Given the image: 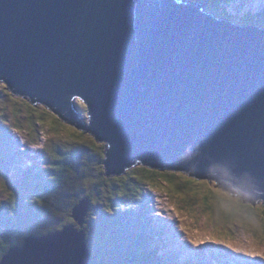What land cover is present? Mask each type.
Wrapping results in <instances>:
<instances>
[{
	"label": "water",
	"instance_id": "obj_1",
	"mask_svg": "<svg viewBox=\"0 0 264 264\" xmlns=\"http://www.w3.org/2000/svg\"><path fill=\"white\" fill-rule=\"evenodd\" d=\"M205 4L0 0V82L75 128L81 99L91 119L84 129L109 142L111 174L138 164L181 171L257 205L264 18L239 25L203 12ZM89 206L74 210L81 227ZM10 263L90 264L91 254L85 234L70 226L26 238L0 262Z\"/></svg>",
	"mask_w": 264,
	"mask_h": 264
},
{
	"label": "rangeland",
	"instance_id": "obj_2",
	"mask_svg": "<svg viewBox=\"0 0 264 264\" xmlns=\"http://www.w3.org/2000/svg\"><path fill=\"white\" fill-rule=\"evenodd\" d=\"M258 2L261 4L259 7ZM218 3L220 2L213 0V4L215 6H217ZM229 6L230 8L227 11L231 16L242 17L248 12L258 13L260 9H264V0H232L230 1ZM226 18H228L227 15ZM9 89L5 83L0 82V105L2 104L6 107L4 111H7L8 113L6 119L10 122V134L13 138L11 139L8 133L5 134L2 131L1 117L0 181H2V183H0V211H4V208L9 205L10 201L9 198H6V196L9 194V190L11 189L13 194L17 191L22 197L39 200V205H37L38 210L37 212L34 210L35 219L32 221L35 231L43 229L48 230L47 228L55 229L59 224L64 222L66 223L65 225H71L74 221H72L70 217L71 208L69 207L83 198L78 204V206H80L81 203L86 202L84 196L93 192V184L90 183L95 182L92 175L97 173V171L93 169L96 167L93 162L86 164L84 161L86 154L77 152L79 164L77 168L78 172L76 171L75 178H80V181H83L84 183L77 184L75 187L76 189H71L66 183H61L59 186L60 188L58 187V189H56V195L52 194L45 187L40 188V192L35 191V189L38 188V185L36 184L37 179L32 176L31 172L33 171L38 174L43 172L46 178L50 179L51 175L57 174L56 167L60 166L54 163V159H51L50 156L52 151L57 150L58 147L64 148V156L66 158H71L74 155L71 151L75 150L70 149V146L73 144L74 147L77 148V144H79V140L77 138L80 137L84 141L91 138L93 139L90 135L91 132L84 129V127L90 129V115L87 114V111L85 110L86 105L79 99L75 101L77 107H79H75L74 109L75 111L76 109L79 110L82 115L81 118H79L80 126L74 128L71 124L63 123L61 119L56 118L52 113L49 116H44L48 113H44L46 108L42 105L33 106L36 108H33L32 110L21 107L24 105L29 106L28 100L26 98H20L18 95H14ZM8 98L10 99L8 100ZM18 107L23 110V113L28 118L24 116L21 117L26 120V122L29 121V123H24V125H26L25 128L23 130H19V132L15 129V120L18 119L14 118L15 113L18 112ZM33 115L36 117V121H39V123L42 124V127H38L40 132L44 129L46 130V135H41L40 139L33 136L38 132L37 127L33 123H30L32 120L29 119V117L32 118ZM22 118L20 119L22 120ZM36 121L34 120L35 123ZM54 126H59V129H53ZM75 132L77 133V137L73 135ZM82 133H84V135ZM108 143L109 142L107 141L98 142V151L94 150L92 152L95 157H92L93 154H91L90 151L89 155L91 158L97 159L102 147L106 144L108 145ZM97 168L103 171L107 168V166L97 165ZM87 175H90L91 177ZM181 176L187 177L185 174L180 173L169 174L167 176H162L166 180L165 183H149V188L156 192H150L147 188L144 189L147 190L146 194H151L150 199L156 201V203H154V201H147L148 204L151 203V206L153 207H147V216L153 217L154 219L150 220L148 217L145 225L148 224L153 226L157 231L161 229L160 225H164L161 236L157 232H147L144 236L146 241L150 239H153V241L156 242L159 241L158 246L166 244L162 250L167 248L172 257L178 256L180 264H215V262L213 263L215 256L224 260V258L227 257L223 258V256L219 254V249L221 246L226 247L227 243H231L235 248H243L246 251L255 250L258 253H264V201L259 203L257 206L258 210L255 209L250 215L244 214L243 216H233V210L236 209L237 212L241 206L236 203L232 205V201H227V198L218 196L215 191V188L219 189L217 182L199 180L208 182V186L204 187L200 183H189L188 181L181 179ZM19 183L20 186L18 187ZM22 183H25V186ZM220 189L222 188L220 187ZM135 192H137L135 197L138 198V204L141 205V186L140 188H136ZM108 196L109 195L104 196L103 194L101 198L103 199L102 201L99 199L95 200L93 210L90 212L91 222L96 220L98 211L100 212L101 210L99 206L102 205L103 209L102 203L109 200ZM233 197L235 199L239 198L238 195H234ZM134 199L135 198L133 197L132 200ZM241 203L244 204L243 202ZM27 206H29V203L26 204V207ZM31 210L32 209H25V211ZM127 212L130 215L133 213V211L130 210ZM177 213L179 215H177ZM147 216H144L142 219H145ZM138 218L139 217H137V219ZM46 220H50V222H47ZM130 220L131 219L126 218V216L124 217V222L127 225L131 224ZM51 223L52 225L49 227L48 224ZM100 225L102 227L105 226L104 224ZM112 225L113 234H110V238L114 239L116 238L115 233L121 223L116 220L112 223ZM181 226L188 229V232L183 231ZM135 227L136 224L132 227L129 226L127 232L131 229L134 230ZM66 228H69V226ZM124 229V226L120 228V230L126 232ZM93 230L96 238H100V235L104 232L101 228H94ZM189 233L193 239L203 240L204 243L200 245H193L188 240ZM104 235H107L106 231L104 232ZM117 236L121 237L122 243L125 237H131L130 234L127 235L121 232L120 235L117 234ZM159 236L161 239H159ZM141 240H143V236ZM216 240H223L225 241V244H217L215 243ZM75 244L77 245V248L79 247L82 249L81 246H78L79 239L75 241ZM117 245L120 247L118 241ZM53 246L54 244H50L47 247L52 248ZM96 246V252L101 253V242H97L96 240ZM121 247L122 248H120L118 253H114L116 254V261L118 264H128V262L124 260L127 258L125 256V244H123V246L121 245ZM79 251L81 253V250ZM233 252L236 255H239L240 259L244 261L245 264H264V256L257 255L253 257L245 255L244 252ZM126 253L129 254V260L134 263L136 255H133L132 251H128ZM40 254L43 255L42 252ZM229 264H234V262L231 261Z\"/></svg>",
	"mask_w": 264,
	"mask_h": 264
},
{
	"label": "trees",
	"instance_id": "obj_3",
	"mask_svg": "<svg viewBox=\"0 0 264 264\" xmlns=\"http://www.w3.org/2000/svg\"><path fill=\"white\" fill-rule=\"evenodd\" d=\"M190 1H193V2L202 1L204 3H208V4H206L208 7L206 9L213 11V12H216V14L221 13L220 15L223 17H225L227 15L230 19L238 20L242 25H245V26L258 23V19H260L261 17L264 16V13L262 15L248 13V14H244L242 17L231 16V15L227 14V12H226L230 8L229 5L227 6L226 11H225L224 8L220 7L221 3L218 4L219 6H217V8L212 7V5L209 3H212L213 0H189L187 2L191 3ZM219 1L220 0H218V2ZM228 1H230V0H228ZM9 99L10 98H8V100ZM28 103H29V106L24 105L21 107H25L27 109L29 108L30 110H32L33 108H36L33 106H37V105H33L29 100H28ZM86 108L87 107L85 106V110L87 111ZM5 109H6V107H4L1 104L0 105V118L2 117L1 118V120H2L1 127H2V131L5 134L8 133V135L11 137L10 122L6 119L7 118L6 116L8 113H7V111H4ZM15 112H16V109H15ZM44 113L45 114L48 113L47 115H44V116H49L51 114V111L45 109ZM21 116L27 117L23 113V110L18 107V112H16L15 116H14V118L18 119V120H15L16 121L15 129L17 128L19 130H23L26 126V125H24L26 120H24ZM54 116L56 118H58L56 115H54ZM20 118H22V120ZM29 119L32 120V122L30 121V123H33L37 127V129L39 126L42 127L41 126L42 124L39 123V121H36V117L34 115L32 118L29 117ZM34 120L36 121V123L34 122ZM26 123H29V121H27ZM53 129L58 130L59 126H54ZM45 133H46L45 129L41 132L38 129L37 134L33 135V136L35 138L40 139L41 135H46ZM82 134L84 135V133H82ZM73 135L75 137H77L76 132ZM80 136H81V134H80ZM79 138H77L79 140V144H77V148L74 147L73 144H71V146H70V149L75 150V151H71V153L74 154L71 158H66L64 156V153H63V151H65L64 148L58 147L57 150H54L51 152V156H50L51 159H54V163L60 165V166L56 167V172H57L56 175H51V178L48 179V178H46V176L43 172L40 174L35 173V172H31V174H32V176H34V178L37 179L36 184L38 185V187L44 186L52 194L56 195L57 194L56 189H58V187L61 185V183H66L68 185V187L71 189L75 188L77 184L84 183L83 181H80V178L79 179L75 178L76 177V171L78 172L77 168H78V164H79L77 152H82V153L86 154L85 159H84L86 164H90L91 162H93L94 166H96L93 169H95V171H97V173L92 175V178L95 179V182L90 183V184L94 185V189H93L94 195L90 194V195H88V197L91 199V202L93 203L92 205H95L96 199H99L102 201L103 199H101V198H102L103 194H104V196L109 195L108 196L109 200L105 201L104 203L100 202L103 204V209H102V205L99 206L102 211L98 212L97 218L94 222H91L90 215L87 216V223L85 225V229L83 228V231L85 232L86 238L88 241L87 243H88V245L90 247V251H91V263L90 264H118V262L116 261L117 260L116 254H114V253H118L120 251V248H122L121 245L123 246V244H125L126 252L132 251L133 255L134 254L136 255V257L134 256L135 262L133 263V262H131V260H129V254L125 252V256L127 258H125L124 260L127 261L128 264H180V261L178 260V256L172 257L170 255V252L167 253L168 252L167 248H165L164 251L162 250V248H164V246H166V244H164V246H158L159 241L156 242V241H153V239L146 241L144 238V236H145V234H147V232L151 233V231H153V232H157L158 234L161 235L163 232L162 230L164 229V225L163 226L160 225L161 229L159 231H157L153 226H150L148 224L145 225L146 220H148L147 218L149 217V216H147L148 213H146L147 207L153 208L151 206L152 204L151 203L148 204L147 201L151 202L154 200L150 199L151 194H146L147 190H144V189L147 188L150 192H156V191L151 190L149 188V186H148L149 183L150 184L152 182H159V183L164 182L165 183L166 180L162 176H164V175L167 176L169 174H176V173L177 174H179V173L185 174V173L184 172L169 171V170H168V172L167 171L164 172V171H160L158 169H152V168H148L145 166H140V167H134L132 169H129L126 173H121V175L111 176L106 172L107 171L106 168L103 171H101L99 168H97V165H100V166L104 165L105 161L108 158V154L106 152L107 151L106 145L104 147H102L101 152H100L99 156L97 157V159L91 158V156L89 155L90 151H91V154H93L92 152L94 150L98 151V149H97L98 148L97 147L98 141H96V139H94V138L93 139L92 138L87 139L85 141L80 138L82 140L81 141ZM11 139H13V138L11 137ZM87 156H88V158H87ZM92 157H95V155L93 154ZM165 173H167V174H165ZM87 176L91 177L90 175H87ZM186 176L189 177L188 175H186ZM189 178H191V177H189ZM193 179H195V178H193ZM195 180H198V179H195ZM22 184L25 186V183H22ZM19 186H20V183H19L18 187ZM140 186H141V191H142V195H140L141 205L138 204V198L135 197V194L137 193V192H135V189L140 188ZM54 189H55V191H54ZM219 189H220V186H219ZM220 190L222 192H227L229 195L233 196L228 191H225L222 189H220ZM35 191L40 192L41 189L36 188ZM12 194H13V192L10 189L9 194L6 196V198H9V201H10L9 205H7L4 208V211H0V262L2 261V258L10 252V250L12 249L13 246H17V245H20L23 243L25 236L34 235V234L41 235V234H46V233H50V232H57V231L61 232L62 231L61 228H63L64 225L66 224L64 222L63 227H62V224H59L57 226V228H55V229L49 228L46 231H42V233L33 232L32 229H30V228L34 227V225L31 226V224H32L33 219H35V211L37 212V210H38L37 205H39V200H36V199L33 200V199H28V198L22 197L18 194L17 191L15 192V194H13V195ZM96 195H97V197H96ZM133 197L135 198L134 200H132ZM239 200L241 202H243L245 205L243 204V207H240L239 210H237V212H236V209L233 210V213H232L233 216H235V215L243 216L244 214L250 215V214H252V212H254L255 209L258 210V207H255L251 204L245 203V201L243 199H239ZM227 201H229V200H227ZM27 203H29V206L26 207ZM154 203H156V201H154ZM233 204H235V203L232 201V205ZM72 206H73V204L69 207V208H71L70 217H71V214L73 213V209L76 205H74L73 207ZM25 209H32V210L31 211H25ZM128 210L133 211V213H131L132 215H130L127 212ZM125 216H126V218L131 219L130 225H127L124 222ZM144 216H147V217L145 219H142V218H144ZM137 217H139V218L137 219ZM149 218H151L150 220L154 219L153 217H149ZM116 220L118 222H120L121 225L118 227V229L115 233L116 238L112 239V238H110V234H113L112 233L113 232L112 223ZM135 220H137V221H135ZM46 221L50 222V220H46ZM13 224H14V226H13ZM100 224H104L105 226L102 227ZM134 224H136L135 229L134 230L131 229L129 232H127L129 226L132 227V226H134ZM48 225H49V227H51L50 225H52V223L48 224ZM139 225H141L143 227H141ZM96 226L107 232V235H104V233L101 235L102 240L100 242L102 245H104L101 247V249H102L101 253L96 252V249H97V246L95 244L96 237H95V234L93 232L94 231L93 229ZM122 226L125 227L124 230L126 232L120 230V228ZM76 227L79 228L78 224H76ZM107 227H109V228H107ZM79 230H80V228H79ZM120 232L123 234H127V235L130 234L131 237L130 238L125 237L124 241L122 243L121 237L117 236V234L120 235ZM142 236H143V240H141ZM117 241L119 242L120 247H118ZM223 248L225 249V254H226V252L229 255L232 254V252L230 250H228L226 247H223ZM221 253L223 254L222 250H221ZM228 254H226V256ZM235 259L238 260V264H245V262L242 261L241 259H239L237 257ZM235 259H233L234 262H235ZM170 260H172L173 263ZM218 260H219L218 264H229V262H230V260L225 261L226 263L221 261L220 259H218Z\"/></svg>",
	"mask_w": 264,
	"mask_h": 264
},
{
	"label": "clouds",
	"instance_id": "obj_4",
	"mask_svg": "<svg viewBox=\"0 0 264 264\" xmlns=\"http://www.w3.org/2000/svg\"><path fill=\"white\" fill-rule=\"evenodd\" d=\"M182 3H186V4H188L189 2H187V1H189V0H180ZM216 1V0H215ZM230 1H232V0H230ZM230 1H228V0H220L219 2L221 3L220 4V7L221 8H224L225 9V11H226V8H227V6L229 5V3H230ZM241 1V0H240ZM191 3L190 4H192V5H194V6H197V3L199 4V5H203L204 4V2H202V1H195V2H193V1H190ZM216 2H218V0L216 1ZM208 4V3H207ZM209 4H211L212 5V7H215V8H217V6H219L218 4H217V6H215L214 4H213V1H212V3H209ZM204 7V10H203V12H206L207 14H211V13H216V12H213V11H210V10H208V9H206V8H208L207 6H206V4L203 6ZM227 12V14H229L228 13V11H226ZM264 13V9H260L259 11H258V14L259 15H262ZM221 14V13H220ZM220 14H218V15H220ZM230 15V14H229ZM221 16V15H220ZM221 17H223V16H221ZM228 17V16H227ZM225 20H227V21H229V22H236L237 24H239V25H242L238 20H235V21H233L232 19H230L229 17L228 18H226V16L225 17H223ZM20 97V96H19ZM20 98H22V97H20ZM79 100H81V99H79ZM82 101V100H81ZM85 104V103H84ZM86 105V104H85ZM75 107H77L76 106V104H75ZM87 107V106H86ZM78 108V107H77ZM48 110V109H47ZM77 110V109H76ZM77 111H79V110H77ZM52 113V112H51ZM78 114H80V116H81V113L80 112H77ZM53 114V113H52ZM87 114H89L88 113V108H87ZM55 115V114H54ZM62 121V120H61ZM64 123V122H63ZM89 124H90V126H91V119H90V122H89ZM17 129V128H16ZM87 131V130H86ZM94 139H96L92 134H90ZM12 137V136H11ZM97 141V140H96ZM20 147V146H19ZM21 148V147H20ZM106 152H107V154H109V150H110V146H109V144L107 145L106 144ZM108 159V158H107ZM107 164V160L105 161V164L104 165H106ZM140 166H143V165H141V164H138V165H136L135 167H140ZM134 168V167H133ZM153 169V168H152ZM31 170V169H30ZM106 170H107V168H106ZM158 170H160V169H158ZM128 170H126L125 172H123V173H126ZM161 171H163V170H161ZM165 171H167V170H164V172ZM170 171V170H169ZM33 172V171H32ZM109 175H111V176H117V175H119V174H111V173H109L108 172V170L106 171ZM185 173V172H184ZM186 175H188L187 173H185ZM121 175V174H120ZM189 176V175H188ZM190 177V176H189ZM191 178H193V177H191ZM196 179V178H195ZM44 186H41V187H38V188H43ZM76 189V188H75ZM93 189H94V185H93ZM230 193V192H229ZM90 194H93V192L92 193H90ZM90 194H88V195H90ZM230 194H232V193H230ZM71 195H73V194H71ZM71 195H70V197H71ZM88 195H86V196H84L85 197V199L86 200H88L89 201V203H90V209L88 210V213H87V216H89L90 215V212H91V210H93V207H94V205H92L93 203L91 202V199L88 197ZM94 195V194H93ZM233 196H234V194H232ZM96 197H97V195H96ZM83 199V198H82ZM82 199H80L76 204L75 203H73V206H74V204L76 205L75 207H74V209H73V213L71 214V219L74 221V223L73 224H68V225H64V227L62 228V231L61 232H63L64 231V229L66 228V227H70V226H73L78 232H83L84 234H85V232L83 231V228L85 229V225H86V223H87V216H86V218H85V224L83 225V227H81L79 224H78V222L74 219V217H73V215H74V210H75V208L78 206V204L82 201ZM238 199H242V197H240L239 196V198ZM263 202V200L262 201H259L258 202V204L259 203H262ZM249 204H251V203H249ZM258 204L257 205H253V204H251V205H253V206H255V207H257L258 206ZM72 206V207H73ZM92 206V207H91ZM263 206H264V203H263ZM102 210H100V212H101ZM99 212V211H98ZM76 224H78V226H79V228H80V230H79V228H77L76 227ZM13 226H14V224H13ZM31 226H32V224H31ZM30 226V227H31ZM62 226H63V223H62ZM95 228H99V227H95ZM30 229H32V231L33 232H35V233H42V231H46V229H43V230H40V231H35L34 230V228H30ZM47 229H49V228H47ZM61 232H50V233H46V234H41V235H39V234H34V235H27V236H25L24 237V241H23V243L22 244H20V245H17V246H13V247H22L23 245H24V243H25V239L26 238H28V237H31V236H35V237H37V238H43V237H47V236H49V235H51V234H59V233H61ZM94 232V231H93ZM105 232V231H104ZM103 232V233H104ZM94 234H95V232H94ZM102 235V234H101ZM100 235V238H96V240H97V242L98 241H101L102 240V236ZM161 236V235H160ZM159 236V239H161V237ZM161 241V240H160ZM88 241H87V238H86V234H85V243H86V246H87V248L89 249V252H90V254H91V251H90V247H89V245H88V243H87ZM163 242V241H162ZM95 244H96V242H95ZM164 244V243H163ZM101 246H104V245H102L101 244ZM162 246H164V245H162ZM12 247V248H13ZM223 247H225V246H221L220 247V249H219V252L221 253V250H222V252H223V254H222V256H223V258L226 256V254H228L227 252H226V254H225V249L223 248ZM228 249V248H227ZM229 250V249H228ZM164 251V250H163ZM167 252V251H166ZM167 253H169V252H167ZM227 256H230L229 254L227 255ZM231 258H224V260H221V261H223V262H225V261H227V260H230V262L231 261H233V259H235V257L231 254ZM219 258L218 257H216L215 256V260L213 261V263L215 262V264H218V262H219V260H218ZM169 260V259H168ZM172 263H173V261L172 260H170ZM229 262V263H230ZM234 262V261H233ZM226 263V262H225ZM234 264H235V262H234Z\"/></svg>",
	"mask_w": 264,
	"mask_h": 264
},
{
	"label": "snow or ice",
	"instance_id": "obj_5",
	"mask_svg": "<svg viewBox=\"0 0 264 264\" xmlns=\"http://www.w3.org/2000/svg\"><path fill=\"white\" fill-rule=\"evenodd\" d=\"M16 131L19 132V129H17ZM181 179L186 180V181H188L189 183H200V184H202L204 187H207V186H208V182H207V181H196V180H194V179H190L189 177H184V176H181ZM0 183H2V181H0ZM215 191H216V193H217L218 196H220V197H225V198H227V200H229V201H233V202L236 203L237 205H240L241 207H243V204L241 203V201H240L239 199H235V200H234L233 196L229 195L227 192H221L220 189H218V188H215ZM177 215H179V214L177 213ZM242 226H243V225H242ZM181 227H182V230H183V231L188 232V229L183 228V226H181ZM188 240H189V242L192 243L193 245H200V244H203V243H204L203 240H196V239H193L190 233H189V235H188ZM215 243L223 245V244H225V241H223V240H216ZM226 247H227L228 249L232 250V251H235V252H244L245 255H249V256H253V257H255V256H257V255L264 256V253H258V252H256L255 250H252V251H246V250H244L243 248H235L231 243H227V244H226Z\"/></svg>",
	"mask_w": 264,
	"mask_h": 264
},
{
	"label": "bare ground",
	"instance_id": "obj_6",
	"mask_svg": "<svg viewBox=\"0 0 264 264\" xmlns=\"http://www.w3.org/2000/svg\"><path fill=\"white\" fill-rule=\"evenodd\" d=\"M259 6H261V4L258 2V7H259ZM77 112H79V111H77ZM150 219H151V218H150ZM219 254H221V253L219 252ZM221 255H222V254H221ZM225 257L231 258L232 256H225ZM10 259H11V258L9 257L8 260H10ZM11 263H12V262H11ZM11 263H10V264H11ZM236 263L238 264V260L235 259V264H236Z\"/></svg>",
	"mask_w": 264,
	"mask_h": 264
}]
</instances>
